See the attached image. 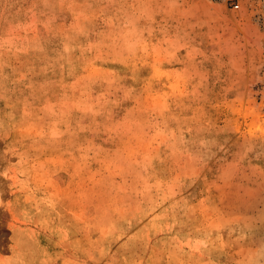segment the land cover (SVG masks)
I'll return each instance as SVG.
<instances>
[{"label":"rangeland","instance_id":"obj_1","mask_svg":"<svg viewBox=\"0 0 264 264\" xmlns=\"http://www.w3.org/2000/svg\"><path fill=\"white\" fill-rule=\"evenodd\" d=\"M0 264H264V0H0Z\"/></svg>","mask_w":264,"mask_h":264},{"label":"built area","instance_id":"obj_2","mask_svg":"<svg viewBox=\"0 0 264 264\" xmlns=\"http://www.w3.org/2000/svg\"><path fill=\"white\" fill-rule=\"evenodd\" d=\"M236 7H237V4H234V5H233V8H236Z\"/></svg>","mask_w":264,"mask_h":264}]
</instances>
